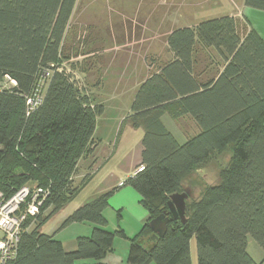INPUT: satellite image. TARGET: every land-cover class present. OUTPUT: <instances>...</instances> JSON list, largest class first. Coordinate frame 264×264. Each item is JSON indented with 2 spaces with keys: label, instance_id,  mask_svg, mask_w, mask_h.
<instances>
[{
  "label": "trees",
  "instance_id": "1",
  "mask_svg": "<svg viewBox=\"0 0 264 264\" xmlns=\"http://www.w3.org/2000/svg\"><path fill=\"white\" fill-rule=\"evenodd\" d=\"M78 1L0 0V192L8 199L24 186L51 189L39 213L25 221L17 256L5 264H90L113 250L117 236H125L122 228H108L105 210L113 190L63 222L62 227L94 225L91 235L78 237L75 250L67 251L62 240L42 230L90 178L73 187L80 161L96 152L94 136L105 111L60 67ZM245 5L264 11V0ZM167 43L174 59L141 84L126 117L144 130V169L124 185L139 192L150 213L131 239L128 261L192 264L196 238L198 264H263L249 253L248 240L264 250V39L254 27L242 34L237 19L225 15L176 28ZM201 44L217 50L219 59L196 57ZM48 78L43 93L38 87ZM38 96L42 102L34 107L29 100ZM165 114L190 116L198 132L179 142ZM232 144V162L219 181L194 191L186 221L176 218L170 195L184 191L200 164ZM164 212L168 229L159 236L149 222Z\"/></svg>",
  "mask_w": 264,
  "mask_h": 264
},
{
  "label": "rangeland",
  "instance_id": "2",
  "mask_svg": "<svg viewBox=\"0 0 264 264\" xmlns=\"http://www.w3.org/2000/svg\"><path fill=\"white\" fill-rule=\"evenodd\" d=\"M234 1L240 2L241 0ZM234 1L79 0L64 38L60 67L76 77L81 86L88 89L90 94L92 91L97 92L101 82L105 78L107 80L108 75L116 79L126 71L129 74V68L124 71L126 63L131 60L130 56L141 49L143 50L144 47L148 52L154 46L165 51L170 32L182 25L177 20L187 16V9L200 7L201 10L207 11L216 9L220 4L234 7ZM237 18L240 20V16ZM240 21L242 25H239V29L244 34L248 28L246 27L247 20L245 23ZM154 59V56L149 53L147 56L149 66L151 62L156 61ZM130 68L132 67L130 66ZM48 83L49 78L38 88L44 93ZM110 92L108 90V93ZM97 95L95 99L92 97L93 94L91 95L93 103L96 104L97 101L107 108L105 114L99 117L101 122L97 135L99 137L97 138L98 154L90 155L80 161L73 187L80 186L94 169H96V175L90 184L85 186L42 229L43 232L64 240L66 245L77 241L78 237L82 235L85 236L89 230L87 231L86 225H73V223L62 227L65 219L77 208L96 198V195L100 193L99 184L107 180H116L117 182H115L118 183V181L132 176L141 166L139 162L144 130L133 128L127 123L128 121H124L125 117L123 118L131 111L133 102H127L128 96H126V100H116L121 104L117 106L114 98L110 99L106 93L104 95L107 98ZM193 121L188 116L174 121V130L179 139H185L183 138L184 134L193 136L197 132L198 127ZM234 146L233 144L229 145L223 152L215 153L191 174L189 181L192 186L196 187V193L219 181L222 170L232 162ZM96 156L98 157L97 161H95ZM127 185L137 191L131 184ZM113 195L110 199L113 198ZM113 214L115 215L116 212L114 211ZM88 225L93 227L92 223H88Z\"/></svg>",
  "mask_w": 264,
  "mask_h": 264
},
{
  "label": "crops",
  "instance_id": "3",
  "mask_svg": "<svg viewBox=\"0 0 264 264\" xmlns=\"http://www.w3.org/2000/svg\"><path fill=\"white\" fill-rule=\"evenodd\" d=\"M234 2H235L234 7L233 6L228 7L227 4H220L218 7H216V9L207 10V11L204 9L201 10L200 7L187 9L186 12L187 16L185 15L182 19L178 18L177 20L178 23L180 22L182 23V25L179 28L193 27L207 19H212L225 15H231L237 19L239 25H242V22L240 20L244 21V23L247 20L246 22V27H248L247 30L250 27H254L264 39V11L247 7L245 5V0H241L240 2L238 1H234ZM238 16H240V20L237 18ZM149 53L150 55L154 56V58L156 59L155 62L150 63V66L147 63V56L149 55ZM195 56L199 57V59H201L202 61H205V59L208 58L214 60L219 59V53L217 50H215L212 47H206L203 44H201V46L198 48V52H195ZM130 57L131 60L126 63V67L124 68V71L127 68H129L130 73L128 74L126 71L125 73L122 74V76L120 75V77H117L116 79L111 78V76L108 75L109 77H107V80H105L106 79L105 78L104 81L101 82V85L98 87L99 90H97V92L92 91L91 95L93 94L92 96L93 99H95L98 93L99 96L100 95L104 96V98H107L108 96H110V99L114 98L115 102L116 100H124V99L126 100V96H128L127 102L129 101L133 102V99L137 91L139 90L141 84L153 73L159 72L164 65L171 62L174 59V53L170 50L169 46H167L165 51L160 50L159 48H157V46L156 47L154 46L153 48H151L150 52H148L147 48L144 47L143 50L141 49L139 52L133 54ZM165 58L166 60H163ZM130 66L132 68H130ZM106 89L110 90L111 92L108 93V90ZM105 93L107 94V97L106 95H104ZM96 104H100V103L96 101ZM116 104L117 106L121 105L120 102L119 103L116 102ZM104 107H105V111L103 114H105L107 109L105 105ZM130 113L131 111L129 112V114ZM127 116H123V118L125 117L124 121H126ZM183 117H187V116H183ZM181 118L182 117L178 119H174L168 114H165L162 118L166 126L171 130V132L176 137H177V132L174 130V126H175L174 121H179ZM100 122H101V118L98 119L97 129L94 136L95 142L98 145L99 143L97 138L99 137L97 135H98ZM178 134L180 135V133ZM190 136L191 135L184 134L183 138L185 139H179L178 137L177 139L179 140V142L184 143ZM97 150L98 147L94 154L97 153ZM96 159H98L97 156L95 157V161H97ZM141 161H142V157L139 163H141ZM95 172L96 169L90 172V178L86 182L85 186L89 185L90 182L94 179L96 175ZM136 173L137 171H135L132 174V176L135 175ZM128 178H125L124 180H120L118 181V183H116L117 182L116 180L114 181L107 180L98 185V187H100V193L96 195V198L111 190L114 191L113 192L114 195L112 194L113 198L109 199V206L105 210V215L109 220L108 228L110 230L122 228L123 231L125 232V236H120V237L117 236L114 242L113 250L109 252L107 256L100 261L89 260L90 264H132L128 261L131 239L136 237L139 234V232L142 230L143 226L148 222L150 218V213L141 202V195L139 194L138 191L132 190L131 188L128 187V185L126 186V184L128 183H126L123 186H120V183L126 182ZM84 187L81 189V191L84 189ZM114 211L116 212L115 215L113 214ZM111 219H113V221H111ZM88 223L89 222H76L73 223V225H86L87 231L89 230V232L92 233L94 225L92 227L88 225ZM89 232L85 236L91 235V233ZM62 241L67 251H73L77 248V241H73L69 245H66L64 240ZM248 251L257 262L259 263L263 262L264 264V250L252 237H249L248 240ZM191 260H192V264H198V251H197L196 238H193L191 240Z\"/></svg>",
  "mask_w": 264,
  "mask_h": 264
},
{
  "label": "built area",
  "instance_id": "4",
  "mask_svg": "<svg viewBox=\"0 0 264 264\" xmlns=\"http://www.w3.org/2000/svg\"><path fill=\"white\" fill-rule=\"evenodd\" d=\"M29 102L36 107L42 102L41 96L30 99ZM143 169L144 166H140L137 172ZM123 185L124 182H121L120 186ZM50 194V187L32 189L30 186L22 187L8 199L0 192V264H5L17 256L25 221L39 213L40 207Z\"/></svg>",
  "mask_w": 264,
  "mask_h": 264
},
{
  "label": "water",
  "instance_id": "5",
  "mask_svg": "<svg viewBox=\"0 0 264 264\" xmlns=\"http://www.w3.org/2000/svg\"><path fill=\"white\" fill-rule=\"evenodd\" d=\"M191 197H196L193 188L186 187L182 192H175L170 195L169 206L170 210L176 218H181L186 221L185 213L187 209V201ZM169 217L166 212L159 214L153 218L149 225L151 229L158 234L163 236L168 229Z\"/></svg>",
  "mask_w": 264,
  "mask_h": 264
},
{
  "label": "flooded vegetation",
  "instance_id": "6",
  "mask_svg": "<svg viewBox=\"0 0 264 264\" xmlns=\"http://www.w3.org/2000/svg\"><path fill=\"white\" fill-rule=\"evenodd\" d=\"M191 185H192L191 183L185 184L184 187H189V188L193 187V190L196 192V187L191 186Z\"/></svg>",
  "mask_w": 264,
  "mask_h": 264
}]
</instances>
